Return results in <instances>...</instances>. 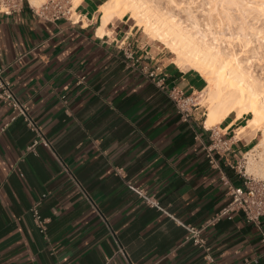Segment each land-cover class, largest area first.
<instances>
[{
  "label": "crops",
  "instance_id": "crops-1",
  "mask_svg": "<svg viewBox=\"0 0 264 264\" xmlns=\"http://www.w3.org/2000/svg\"><path fill=\"white\" fill-rule=\"evenodd\" d=\"M107 1L83 0L72 22L41 21L27 5L0 14L2 76L27 109L0 99V264H206L187 226L203 229L215 264H264L259 227L241 212L216 218L231 201L226 182L242 183L257 128L235 114L207 127L197 103L183 117L170 91L194 99L205 79L129 20L99 36ZM143 67L158 68L165 86ZM216 138L230 150L214 151V164Z\"/></svg>",
  "mask_w": 264,
  "mask_h": 264
},
{
  "label": "bare ground",
  "instance_id": "bare-ground-1",
  "mask_svg": "<svg viewBox=\"0 0 264 264\" xmlns=\"http://www.w3.org/2000/svg\"><path fill=\"white\" fill-rule=\"evenodd\" d=\"M43 1L29 0L34 7H40ZM82 1L72 0L75 12ZM195 1L108 0L100 9L102 17L98 35H105L108 33V27L113 22L116 20L120 21L125 16H128L129 20L132 21L130 30L142 29L152 39L164 43L172 54L176 56L175 64L179 68L194 70L205 78L207 87L202 92V95L208 103L205 114L207 127H216L233 114L236 115L237 120L251 115L252 118L248 120L249 127H258L264 123V78L261 75H254V71L252 72L251 68L253 65L252 60H261L264 57V54L261 56L260 52L262 46H256L252 49L254 44L250 37V40L247 39L245 41L246 51L230 53L226 48L220 47L223 44V37L220 31L218 32L216 29V32H212L211 29L216 25L217 28L218 26L220 27L222 23L225 24L226 20H228L229 26V21H232V17H234L231 16L233 9L231 10L232 12L227 10L228 8H224L226 7L224 4L227 6L240 4L244 5V7L246 5V7L248 6L247 8L251 6L253 12L260 13L264 17V0H204L202 7L194 6L196 5ZM251 3H254L253 7ZM220 4L223 5L222 8L224 10L223 12L220 9V12L223 13L217 10V6ZM208 5L209 9H206ZM172 7L179 9V13L168 10V8ZM247 8H245V13L248 11L246 10ZM229 11L231 14H228ZM181 14H184V19L180 16ZM244 21L246 22V20H243V23ZM243 23H241L242 26L240 24L241 27L239 29L241 31L239 30V32H250V34H255V36L256 34L264 33L262 32L263 28V30H257L254 26L247 25V22L244 25ZM245 36L243 38H248V36ZM250 52H252V57L248 56ZM255 149H261L262 153H264V130L262 140ZM259 167L264 173V162ZM253 171L254 165L249 164L247 172L252 173Z\"/></svg>",
  "mask_w": 264,
  "mask_h": 264
},
{
  "label": "built area",
  "instance_id": "built-area-1",
  "mask_svg": "<svg viewBox=\"0 0 264 264\" xmlns=\"http://www.w3.org/2000/svg\"><path fill=\"white\" fill-rule=\"evenodd\" d=\"M26 5L29 6L39 20L44 22L55 23L62 19L72 22V19L75 18L72 0H47L40 7L32 6L29 0H0V14L6 16L20 14ZM128 57L133 59V54H128ZM142 71L147 78L154 81L158 87L165 86V76L161 77L162 73L159 72L158 68L150 69L149 67H143ZM2 74L3 69L0 68V99L26 117L27 109L17 101L10 88V83L3 78ZM170 97L179 113L185 118L189 117L192 108H197L194 99L187 97L178 89H172L170 91ZM62 101L66 104L65 97H62ZM27 121L30 126L34 127L31 121ZM41 142L48 146L43 139ZM37 144L38 142H36L34 146ZM32 149L33 148L30 150ZM229 150L230 146L226 141H223L221 138H216L208 149V157L211 162L215 164V159L213 157L214 151L226 152ZM243 169L244 167H242V172H240L242 178V183L240 185L235 186L226 182L231 201L216 218L219 219L228 216V219H232V214L241 212L248 223L254 224L261 229L262 241L264 243V230L262 229V225L264 224V181L251 177L246 171L243 172ZM115 172L117 175L122 176V169L115 168ZM134 190L145 199L150 207L162 209L159 202L154 197L146 195L143 190ZM39 205L40 203H36L31 208V212L38 229L41 233H45L48 220L42 218L40 215ZM186 229L189 233L187 240L191 241L196 247L204 250L206 264H215V259L211 254V248L203 238V229L191 226H187ZM118 253L123 254V249H121V247H119Z\"/></svg>",
  "mask_w": 264,
  "mask_h": 264
},
{
  "label": "rangeland",
  "instance_id": "rangeland-1",
  "mask_svg": "<svg viewBox=\"0 0 264 264\" xmlns=\"http://www.w3.org/2000/svg\"><path fill=\"white\" fill-rule=\"evenodd\" d=\"M47 0H44L43 2H42V4L43 3H45ZM250 1H252V0H250ZM196 2V5H194V6H200V7H202L203 6V3H204V0H196L195 1ZM219 4V3H218ZM226 7H224V8H228L227 10H232L233 11V14L231 15V16H234V17H232V21H229V26H228V20H226V22H225V20H224V22H225V24L224 23H222V25H220V27L222 26L223 27V29H222V27L220 28L219 26H218V28L216 27V26H214V28H212L211 30H212V32L214 31V32H216L215 30L217 29L218 30V32L220 31V33H221V35H222V37H223V39H222V37H221V39H222V43L221 42H219L220 44H222V45H220V47H222V48H226L227 49V51L229 50L230 51V53H240L241 51H246L245 50V41H247V39L248 40H250L251 38H252V41H253V46H252V49L254 48V47H260V46H262V49L260 50V52H261V56L264 54V42H263V37H264V35H262V34H264V33H262V34H260V35H258V34H256V36H255V34H250V32H247V33H245V32H239V30L241 31V29H239V27H241L242 26V24L241 23H243V20H246V22H247V25H252V26H254L255 28H257V30H261L262 28L264 29V17L262 16V15H260V13H257V12H253L251 9H253V8H251V6H249L250 8H247L246 7V5H245V7H244V5L242 6V5H238V4H234V5H238V6H234V5H228V6H230V7H228L226 4H224ZM251 5H252V7L254 6V3L252 4L251 3ZM183 6V5H182ZM181 6V7H182ZM217 6V5H216ZM216 6H214V8H216ZM239 6H241V7H239ZM186 7V6H185ZM223 5L222 4H220V5H218L217 6V10H219V12H220V9H221V11H223L224 12V10H223ZM212 8H213V6H212ZM219 8V9H218ZM230 8V9H229ZM244 10H243V9ZM245 8H247L246 10H248L246 13L244 12L245 11ZM201 9H203V8H201ZM206 9H209V5L206 7ZM241 10V11H238V10ZM168 10H173L172 12H177V13H179V9H177V8H168ZM229 11V13L228 14H231V12ZM252 11V12H251ZM223 12H220V13H223ZM73 13H74V16H75V18L77 17L76 16V14H75V11L73 10ZM184 14H181L180 16L182 17V19H184V16H183ZM238 17V18H237ZM259 17V18H258ZM263 17V18H262ZM124 20H129V17L128 16H125L124 18H123ZM122 19V20H123ZM233 19H234V21H233ZM236 21V22H235ZM257 21H258V23H257ZM131 22L132 21H130L129 20V25L131 24ZM233 22H235V23H233ZM246 22L244 21V23H243V25L244 24H246ZM262 22V23H261ZM231 23V24H230ZM233 23V24H232ZM240 24H241V26H240ZM224 25V26H223ZM232 25V26H231ZM228 26V27H227ZM216 27V28H215ZM260 27V29H258ZM221 30H220V29ZM136 29H139V28H136ZM262 29V30H263ZM140 30V32H143V33H145L142 29H139ZM224 31V32H223ZM241 33V34H239V33ZM262 32H264V30L262 31ZM146 34V33H145ZM224 34V35H223ZM245 34H246V36H245ZM147 35V34H146ZM240 35H242V36H240ZM247 37L248 36V38H243V37ZM261 36V38L259 39V37ZM225 37V38H224ZM228 37V38H227ZM240 37V38H239ZM242 37V38H241ZM251 37V38H250ZM149 38L152 40V41H155V43L159 46V47H162L163 49H164V52L166 53V55L168 56V58L172 61V62H174L173 64H175V61H176V56L175 55H173L172 54V52L170 51V49L169 48H167V46L164 44V43H160V42H158V41H156V40H154V39H152L150 36H149ZM256 38V39H255ZM227 39V40H226ZM237 39H239V40H237ZM230 40H231V42H230ZM241 40V41H240ZM244 40V41H243ZM260 40V41H259ZM258 41V42H257ZM262 41V42H261ZM228 42V43H227ZM244 42V43H243ZM230 43V44H229ZM261 43V44H260ZM244 44V45H243ZM263 44V45H262ZM225 45H227V46H225ZM232 46V47H231ZM234 48V49H233ZM234 51V52H233ZM263 52V53H262ZM251 53V54H250ZM250 53H248V56L250 57H252V52H250ZM250 54V55H249ZM262 58V57H261ZM253 61V65H252V72L254 73V75H258V76H260L261 75V77H263L264 78V57L261 59V60H252ZM176 65V64H175ZM177 66V65H176ZM178 67V66H177ZM181 69V68H180ZM181 70H183V71H188V70H190V69H181ZM192 71H194V70H192ZM200 74V73H199ZM201 75V74H200ZM263 75V76H262ZM202 76V75H201ZM203 77V76H202ZM204 78V77H203ZM205 79V78H204ZM206 81V80H205ZM207 87V82H206V85H205V88ZM205 97L202 95V93H198V94H196V96L194 97V99H195V103H197L199 106H198V108H200V111H201V115L202 114H206V111H207V107H208V103H207V101L204 99ZM205 117V116H204ZM250 118H252V116L251 115H249V116H247V117H245V123H244V126H247V121L250 119ZM255 128H257V129H254V128H251L252 130H249L248 129V131L247 132H249L250 134H251V136H254L255 134H257L258 133V136H257V139H256V141H255V146L254 147H252V151H249L250 153H248L247 154V156L245 157V159L243 160V163H242V166L244 167V169H243V172H245L246 171V173L248 174V175H250L251 177H254V178H256V179H258V180H262V181H264V173L262 172V170L260 169V165L262 164V162H264V153H262V150L261 149H255L257 146H258V144L260 143V141L262 140V133H263V130H264V123L263 124H261V125H259L258 127H255ZM255 151V152H254ZM262 156V157H261ZM261 162V163H260ZM249 164H253L254 165V171L252 172V173H248L247 172V169H248V166H249ZM256 164V165H255ZM258 166V167H257ZM260 169V170H259Z\"/></svg>",
  "mask_w": 264,
  "mask_h": 264
}]
</instances>
